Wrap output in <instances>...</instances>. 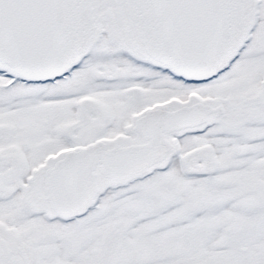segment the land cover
I'll return each instance as SVG.
<instances>
[{
	"label": "snow or ice",
	"instance_id": "obj_1",
	"mask_svg": "<svg viewBox=\"0 0 264 264\" xmlns=\"http://www.w3.org/2000/svg\"><path fill=\"white\" fill-rule=\"evenodd\" d=\"M0 264H264V0H0Z\"/></svg>",
	"mask_w": 264,
	"mask_h": 264
}]
</instances>
